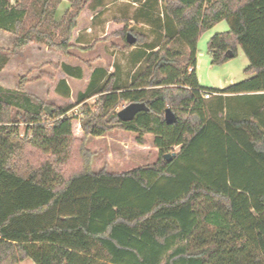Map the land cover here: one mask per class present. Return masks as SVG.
<instances>
[{
    "label": "trees",
    "instance_id": "obj_1",
    "mask_svg": "<svg viewBox=\"0 0 264 264\" xmlns=\"http://www.w3.org/2000/svg\"><path fill=\"white\" fill-rule=\"evenodd\" d=\"M62 1L0 0V29L15 36L10 50L39 42L69 55L89 0H70L57 19ZM164 1V42L148 43L127 25L112 33L136 35L125 47L146 46L136 61L147 69L124 88L115 72L91 68L77 95L80 116L69 114L75 103L48 112L25 92L26 76L13 89L0 85V264H264V0ZM223 20L230 29L210 39L212 62L234 58L240 45L251 76L204 87L197 44ZM57 68L84 75L80 65ZM62 88L68 96L65 79ZM205 92L218 101L207 104ZM124 102L142 105L132 120L119 116ZM168 107L176 122H167ZM117 129L137 133L140 144L152 135L158 159L95 171L88 137Z\"/></svg>",
    "mask_w": 264,
    "mask_h": 264
},
{
    "label": "rangeland",
    "instance_id": "obj_2",
    "mask_svg": "<svg viewBox=\"0 0 264 264\" xmlns=\"http://www.w3.org/2000/svg\"><path fill=\"white\" fill-rule=\"evenodd\" d=\"M16 2L17 0H15V3ZM88 6H90L91 9L97 8L99 13L94 15L92 19L93 28L90 30L91 38L84 43L87 48L82 49L75 45L70 49V51H72V53L70 52L71 55H74L73 61L76 64L83 65V68L87 72L94 66L100 65L107 67V71L116 73L119 78V85L127 88L134 78L138 77L147 69L146 59L143 58L136 61V54L141 49H146V46L137 45L127 49L125 45L128 41L122 35L112 34L114 35L113 37L102 39L100 38L101 32L105 29L106 21H114L118 24L122 23L123 26L127 25L130 30L136 33L145 35L148 43L164 42L166 38L165 1L89 0ZM229 29L230 24L228 20H223L204 32L199 38L197 44V65L195 68L199 83L204 87L223 89L251 76L250 73L246 72L249 59L240 45L237 47V55L234 58L223 64H213L212 62L213 56L208 49L210 39L215 34L226 32ZM132 34L136 37L133 32ZM1 43V45H9L10 41L7 42V40L4 39ZM51 49L59 53L55 49ZM9 51L15 52L17 50ZM25 54L30 55L29 53ZM31 54H33V52H31ZM6 55V52L0 51V63L5 61ZM35 58L36 59H33V56H29V59L32 60H30L31 62L29 61V65L23 66L25 74L19 76V81L21 76H26L28 78L29 81L27 84L31 81L29 77L33 73V69L36 67L35 65L39 63L38 56ZM25 61L28 62V59ZM57 65L59 64L53 61L50 62V66L54 70L58 69ZM41 67H43V65L36 68L40 69ZM191 70L192 68H190V71ZM52 75L51 72L41 71L39 78L46 76L51 80L50 76ZM81 87L82 84L79 88L81 89ZM33 95L36 96L35 94ZM36 97L45 101L47 103L46 106L56 105L38 96ZM211 97L210 99H206L207 104L216 103L218 101L217 95L212 94ZM96 99L97 96H93L88 98L87 101L91 105H94ZM53 101H55V99ZM76 102L77 97L74 98V101L68 102L67 104H76ZM57 103L59 102L57 101ZM81 106L82 104H76L75 107L69 111V114L80 116L82 111ZM126 106H128V102L121 104L119 111ZM221 117H224V113ZM24 127L23 124L20 125L22 133L25 130ZM73 130L77 137L84 136L81 125L76 119L74 120ZM144 138L146 139V143L140 144L138 142L137 133L118 129L110 131L103 136H89L87 145L94 153L93 169L95 171H99L102 168H107L109 171H125L136 166L155 162L159 157V149L155 147L152 135H145ZM174 149L178 151L180 146H175ZM28 260L32 261V259Z\"/></svg>",
    "mask_w": 264,
    "mask_h": 264
},
{
    "label": "crops",
    "instance_id": "obj_3",
    "mask_svg": "<svg viewBox=\"0 0 264 264\" xmlns=\"http://www.w3.org/2000/svg\"><path fill=\"white\" fill-rule=\"evenodd\" d=\"M14 1V2H13ZM11 2L14 4L15 0H11ZM71 8V1L70 0H63L58 8L57 13V19L62 18V16L65 14L67 10ZM90 6H88L83 13L81 14V17L79 19L78 27L74 31V38L73 42L75 45H77L79 48L84 49L83 47H86L84 44L91 38V31L93 28V18L94 15L98 14L97 8H90L91 11L89 12ZM89 9V10H88ZM122 23H116L114 21H106L105 23V29L101 32L100 38L102 39H109L113 37V32L117 31L118 29L122 28ZM10 41V44L7 45H1L3 40ZM15 39V36L11 34L8 31H5L3 29H0V51L6 52V58L5 61L0 63V85L8 88L13 89L17 86L19 83V76L22 74H25L24 65H29V61L32 59H29V56H33V59H36L35 57L38 56L39 63L35 65L36 67L42 66L40 69L34 67L33 73L30 75L31 81L25 86V92L30 94H35L36 96L46 100L47 102L55 103L58 106H63L67 104L68 102L74 101V98L77 97L78 93L80 91H84L87 84L89 83L92 70L90 69L88 72L84 69V75L83 78H76L73 76H70L66 74L61 68L59 69H52L50 66V62L53 61L55 63H58L61 65L62 63L72 64V65H80L76 64L73 61L74 55H64L59 54L52 50L51 48L35 42L32 44L26 45L24 48L19 49L15 52H10V48L12 47L13 41ZM74 45V46H75ZM33 52V54H31ZM37 52V53H36ZM25 53H29L25 54ZM28 59V62L25 61ZM31 62V61H30ZM45 64V65H44ZM83 67V65H80ZM102 67L105 70H107V67L103 66H94L92 69ZM30 70V69H28ZM27 70V71H28ZM51 72L55 76V80H50L48 77H40V72ZM110 73V71H107ZM61 79H65L67 84L70 87V93L68 96H65L63 92L65 91L63 88L60 90L56 89L57 82ZM82 84L81 89L79 88ZM224 97H235L238 96L237 94H223ZM93 97V96H92ZM210 98V97H209ZM212 98V97H211ZM55 99V101H53ZM57 101L59 103H57ZM21 264H36L33 260L29 261L28 259L21 262Z\"/></svg>",
    "mask_w": 264,
    "mask_h": 264
},
{
    "label": "water",
    "instance_id": "obj_4",
    "mask_svg": "<svg viewBox=\"0 0 264 264\" xmlns=\"http://www.w3.org/2000/svg\"><path fill=\"white\" fill-rule=\"evenodd\" d=\"M127 41L129 44L132 45L133 43L136 42V37L132 33H129L127 36ZM231 55H233V53H231ZM141 108H142L141 104L131 103L119 111V116L124 121L132 120L134 118L135 114L137 113V111L140 110ZM45 109L48 112H51V108L49 106H45ZM165 117H166V120L168 123H173V122L177 121V117H176L175 113L173 112L172 108H170V107H168L166 109ZM165 156L168 159L171 158L170 154H166Z\"/></svg>",
    "mask_w": 264,
    "mask_h": 264
},
{
    "label": "built area",
    "instance_id": "obj_5",
    "mask_svg": "<svg viewBox=\"0 0 264 264\" xmlns=\"http://www.w3.org/2000/svg\"><path fill=\"white\" fill-rule=\"evenodd\" d=\"M212 94H213L212 92H205V93H204V95H205L206 98L211 97ZM75 115H76V114H75Z\"/></svg>",
    "mask_w": 264,
    "mask_h": 264
}]
</instances>
